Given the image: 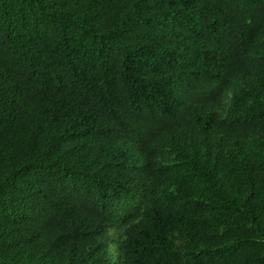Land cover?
Instances as JSON below:
<instances>
[{"label": "trees", "instance_id": "16d2710c", "mask_svg": "<svg viewBox=\"0 0 264 264\" xmlns=\"http://www.w3.org/2000/svg\"><path fill=\"white\" fill-rule=\"evenodd\" d=\"M0 264H264V0H0Z\"/></svg>", "mask_w": 264, "mask_h": 264}, {"label": "rangeland", "instance_id": "374dc122", "mask_svg": "<svg viewBox=\"0 0 264 264\" xmlns=\"http://www.w3.org/2000/svg\"><path fill=\"white\" fill-rule=\"evenodd\" d=\"M112 251H113L114 253H116V249H115L114 247H112Z\"/></svg>", "mask_w": 264, "mask_h": 264}]
</instances>
